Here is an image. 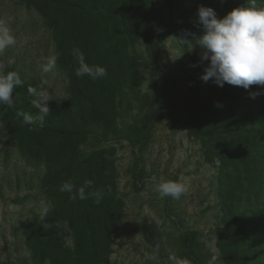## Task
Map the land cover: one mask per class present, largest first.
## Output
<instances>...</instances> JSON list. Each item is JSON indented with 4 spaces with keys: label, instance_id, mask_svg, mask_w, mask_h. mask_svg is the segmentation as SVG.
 Returning a JSON list of instances; mask_svg holds the SVG:
<instances>
[{
    "label": "rangeland",
    "instance_id": "obj_1",
    "mask_svg": "<svg viewBox=\"0 0 264 264\" xmlns=\"http://www.w3.org/2000/svg\"><path fill=\"white\" fill-rule=\"evenodd\" d=\"M127 1L118 0L123 11ZM141 5L149 19L146 32L140 22L130 30L122 27L115 6L86 11L45 0H0V20L7 22L16 41L0 56L4 71L18 73L26 84L36 83L38 92L47 94L56 111H62L65 104L74 109L83 103L75 97L72 83V74L79 67L75 50L83 53L89 66L107 69L101 79L114 83L120 78L122 82L115 83L113 91L101 92L98 80L80 77L85 88L106 106L109 124L92 123L94 132L79 140L15 127L1 111L8 107L0 105V264L79 260L81 264H245V256L251 260L255 255L250 253L254 239L241 240L247 231L243 219L230 215L246 207L232 204L224 193L233 187L237 174L254 172L243 166L248 161L239 159L235 170L229 162L249 158V151L255 154L264 140L237 138L231 152L220 145L214 150L209 138L190 134L184 126L185 117L173 124L165 108V115L153 120L150 138L145 141L144 116L157 107L163 80L177 76L175 87H170L171 96L178 103L185 101L191 95L185 83L190 70L187 57L196 62L200 59L198 49L189 50L196 45V26L174 28L166 21L168 6L175 13L170 0H135L130 9L138 20ZM200 6L213 8L217 17L223 18L233 8L247 6V0H210ZM185 30L192 35L186 38ZM158 42L164 47L161 50ZM113 52L119 57V73ZM52 57H57L55 67L43 72ZM160 59L163 64L158 70ZM213 87L221 97L229 90L226 83L223 87L213 83ZM247 92L241 97L243 102L261 105L257 96H264V87L252 85ZM227 101L231 106L228 95ZM184 111L186 116V107ZM217 150H223L231 161H221ZM73 157L79 158V166L74 163L60 180L65 168L58 162ZM136 172L141 179L138 185L134 184ZM76 173L108 188L109 197L117 204V223L110 227V252L100 261L79 255L72 228L80 206H88L93 199L72 201L70 193L59 191L63 183L73 184ZM49 174L55 176V182L45 181ZM160 178L184 183L186 194L179 200L159 198L154 185ZM79 188L74 187L73 194ZM261 194L257 207L264 213V187ZM240 196L248 198V194ZM49 206L51 211L44 214ZM50 233L55 237H49ZM79 237L85 242L84 235Z\"/></svg>",
    "mask_w": 264,
    "mask_h": 264
},
{
    "label": "trees",
    "instance_id": "obj_2",
    "mask_svg": "<svg viewBox=\"0 0 264 264\" xmlns=\"http://www.w3.org/2000/svg\"><path fill=\"white\" fill-rule=\"evenodd\" d=\"M46 2L57 4L63 8H78L86 11L91 10H102L106 11L111 9V6H115L121 15L120 25L128 30L131 27L136 26L137 22L142 23V31L146 32L149 25V19L144 12V5H141L140 11L141 16L138 20L134 16V10L131 6H134L135 0H128L126 10L123 11L121 4L118 0H45ZM141 1V0H140ZM170 0V3L175 5V13L172 12L170 6H168V19L166 20L168 24L174 28H182L188 26V29L195 25V34L197 37L203 34L202 26L198 22L197 9L198 4H204L210 0ZM143 2V0H142ZM257 3H262L264 6V0H257ZM130 9V10H129ZM130 15H133V17ZM191 23V24H190ZM133 25V26H132ZM145 29V30H143ZM132 35V34H131ZM195 36V37H196ZM159 49L164 48L161 43H159ZM183 46L186 48L185 44ZM154 50V48H152ZM189 60L188 67L189 71L186 72V89L191 95L185 101L181 103L174 100L171 96L170 87H175L178 80L177 76L169 75L163 80V88L161 92L160 99L158 101L157 107L154 110H150L144 116V127H145V141L150 138V130L153 124V120H159L165 114V108L167 109V115L173 124H177L178 119L184 118V126L190 130V134L198 135L201 134L204 137L210 139L209 147L215 150L217 145L224 146L229 152L232 144L237 138H246L249 140L255 137L264 140V96H257L261 105L253 103V101L248 100L243 102L241 97L247 95L246 89L240 86L229 85L228 89L225 90L228 96L232 99V104L229 106L227 101V95L219 96L213 87V83L202 80V75L204 73V64L201 62L193 61L192 58L187 57ZM113 62L117 65V73H119V57L116 52H113ZM163 60H158L157 68L161 70ZM72 83L75 85V97L78 101L83 102L77 105L74 109L68 104L63 106V110L58 112L54 109V104L50 100L47 102V106L50 109V113L43 121L37 119L38 110L33 106L32 101L36 97L29 94L28 89L30 87L36 88V83L29 82L28 84L22 83L14 89L13 92V106L8 107L5 111L4 108L1 109L2 113L6 115L12 121V125L15 127H22L30 129L37 132L40 135H51V136H61L63 138L71 139H84L89 137L94 130H92V123L99 124L103 126L109 124L107 119V108L100 104L98 98L93 96V92L88 88H85V84L80 77H77L74 73L72 74ZM97 89L101 92L107 90H114L116 85L121 84L120 78H117L114 83L112 81H104L103 79H96ZM184 107H186L187 115L184 114ZM22 113L23 115H19ZM24 115L31 116L32 122L25 123ZM189 127V128H188ZM107 133L106 129H102ZM262 146V147H261ZM259 151L255 154L249 151V158L246 156L244 158H234V162H229V165L235 170L237 161L241 163L248 161L243 166H250L254 172L249 174L246 171L244 175L237 174L236 178L233 177V190L232 188H227L224 196L229 197V201L233 204H239V206H244L246 209L238 211L237 214H230L232 217L238 219L239 217L244 221V228L247 231H243L241 235V240L245 238L254 239V243L251 244L250 253L254 255L251 260L245 256V264H264V234H259L264 231V213L257 207L260 199H262L261 189L264 187V155L262 156V151H264V142L261 143ZM223 147V148H224ZM217 155L221 161H231L229 155L225 154L220 150H217ZM78 157H73L67 159L70 162L60 160L59 165L62 163V168H65L64 175L61 176L60 180L66 178L68 174L69 167L74 163L79 166ZM66 162V163H65ZM259 169V171H258ZM49 176V177H48ZM46 176L45 181L49 180V183L56 181L53 174ZM75 178H73V184L75 188L84 187L85 180L82 176L76 173ZM79 176V177H78ZM91 180V179H87ZM135 185L141 182L139 177V172L135 173ZM228 180V179H227ZM93 182V180H91ZM100 191L103 195L102 203L100 205L92 202L88 206H80L77 211L76 217L73 219V229L76 231V249L79 251V255H84L87 258H91L96 261L101 259H106L109 254V245L111 243L110 227H115L117 223L118 208L115 205V200L109 195L108 188L101 185H96L94 182L91 187H85L86 192ZM252 192H249V191ZM248 194L246 200L242 199V195ZM112 196V194L110 195ZM231 199V200H230ZM248 200V201H247ZM241 204V205H240ZM89 233V236H88ZM79 234L85 236V242L80 241ZM98 235V239L96 238ZM95 236V237H94ZM49 237L54 238V234L50 233ZM148 241L150 238L147 236ZM262 239V240H261ZM246 241V240H245ZM244 243V242H242ZM241 247L244 245L241 244ZM263 253V254H260ZM249 254V253H248ZM250 255V254H249ZM82 261H71L66 264H81Z\"/></svg>",
    "mask_w": 264,
    "mask_h": 264
},
{
    "label": "clouds",
    "instance_id": "obj_3",
    "mask_svg": "<svg viewBox=\"0 0 264 264\" xmlns=\"http://www.w3.org/2000/svg\"><path fill=\"white\" fill-rule=\"evenodd\" d=\"M198 22L203 28V34L196 37L195 47L189 49L199 50V59L204 64L202 80H211L218 87L225 83L249 89L252 85L264 87V6L257 4V0H247V6H239L229 11L223 18H218L211 7L200 6L197 9ZM192 34L185 30L187 38ZM187 40V39H185ZM14 35L7 22L0 20V56L4 51L15 44ZM77 54L79 67L76 76H89L91 79L106 77L107 69L102 66H89L84 55L79 50ZM57 57L49 59L43 67V72L51 71L56 65ZM5 65L0 63V105L13 106L14 89L22 85L23 81L14 71L5 72ZM30 95L38 97L32 101L38 110L37 119L43 121L50 113L47 102L50 101L45 92H38L36 88L28 89ZM252 98H255L253 95ZM23 115L22 113H18ZM32 117L24 115V122L31 123ZM91 180L85 181V186L73 194L74 185L65 182L59 187L60 192L70 193V199L86 200L91 196L97 205L101 203L103 195L96 190L86 194L85 187L92 186ZM159 198L170 197L179 200L187 192L184 183L160 178L154 185ZM44 214L51 211V207L44 208Z\"/></svg>",
    "mask_w": 264,
    "mask_h": 264
}]
</instances>
